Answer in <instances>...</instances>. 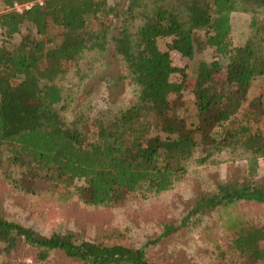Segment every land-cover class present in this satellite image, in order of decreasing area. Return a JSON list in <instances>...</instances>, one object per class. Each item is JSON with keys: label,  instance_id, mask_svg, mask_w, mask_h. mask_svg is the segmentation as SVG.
Returning a JSON list of instances; mask_svg holds the SVG:
<instances>
[{"label": "trees", "instance_id": "obj_1", "mask_svg": "<svg viewBox=\"0 0 264 264\" xmlns=\"http://www.w3.org/2000/svg\"><path fill=\"white\" fill-rule=\"evenodd\" d=\"M120 1L0 0L3 176L26 192L42 178L61 196L107 206L132 193L168 191L190 163L211 166L242 159V174L219 179L206 190L200 186L180 224L162 223L161 231L139 247L89 239L77 230L39 235L0 213V256L28 247L35 264H47L56 255L77 264H161L147 257L149 245L215 213L220 225L229 222L222 236H211L215 258L264 262V220L258 214H231L239 203H264V181L255 178L258 159L264 158V124L253 128L246 111L250 81L264 78V0H178V6L159 3L146 11L142 0ZM23 4L29 5L14 8ZM235 10L250 14L247 37L239 45L231 37ZM107 18L116 20L113 28L101 29ZM22 26L27 33L15 41ZM50 29L60 36L56 45ZM157 38H168L162 51ZM105 40L132 97L129 102L109 99L95 108L86 94L63 93L59 81L72 68L82 80V58L102 50ZM195 45L207 47L211 59L197 63L191 86L196 120L187 125L171 112L186 79L182 68L170 64L169 51L190 59ZM218 56L226 58L224 68ZM173 72L182 73L179 81L169 78ZM14 169H19L16 178Z\"/></svg>", "mask_w": 264, "mask_h": 264}, {"label": "rangeland", "instance_id": "obj_2", "mask_svg": "<svg viewBox=\"0 0 264 264\" xmlns=\"http://www.w3.org/2000/svg\"><path fill=\"white\" fill-rule=\"evenodd\" d=\"M177 1L142 0V7L143 11H146L159 3L168 7L178 6ZM120 3L122 4L123 0ZM121 4L118 8H121ZM249 18L250 14L247 11L231 12V37L234 45L242 44L246 39ZM114 21L116 20L112 19L110 22L109 18L105 19L101 29H112ZM49 32L53 45H56L60 36L52 29ZM26 33V28L22 26L15 36V41ZM167 41L168 38H157L155 40L157 49L164 50ZM210 59L209 49L198 45L194 46L190 59L180 56L175 51H169L170 64L182 68L186 79V85L174 101L171 112L181 116L187 125H193L196 120L191 86L197 63L200 60ZM218 59L224 68L226 58L218 56ZM79 65L84 69L85 76L82 80H77L73 68L70 69L59 81L63 93L72 91L75 96L86 94L85 100L94 103L95 108L104 107L106 100L109 99L125 102L131 100L129 86L125 79H121L122 67L118 57L113 54L110 42L105 40L102 50L93 49L87 52ZM181 74V72H173L169 78L179 81ZM247 94L246 111H248L249 124L256 128L264 124L263 76L257 75L250 81ZM169 98L175 99L174 94H169ZM74 101L76 102V99ZM244 163L242 159L220 160L211 166H197L190 163L186 172L168 191L150 196L132 193L120 202L107 206L86 205L76 195L61 196L48 180L42 178H37L31 191L26 192L8 182L0 171V213L6 218L32 228L39 235L47 236L52 231L59 230L73 232L77 230L89 239L139 247L161 231L162 223L179 225L181 215L190 201H193L200 186L206 190L211 183L219 179L227 181L239 177ZM18 171L19 169H14L12 172L15 178ZM255 178L257 181H264V158L258 159ZM74 183L80 185L82 181L75 179ZM231 214L234 218H249L258 214L264 220V203H239L231 208ZM224 223L229 224L228 221ZM225 224L220 225L217 215L212 213L198 226L188 224L186 227H179L167 237L160 239L158 243L149 245L146 248V255L161 264H242L243 259L236 256H227L223 261L215 258L211 236L214 235L216 238L222 236L226 230ZM34 254L33 249L24 247L8 257L0 256V260L10 259L13 264H35ZM47 264L77 263L65 261L56 255L50 258ZM254 264H264V262L256 261Z\"/></svg>", "mask_w": 264, "mask_h": 264}, {"label": "built area", "instance_id": "obj_3", "mask_svg": "<svg viewBox=\"0 0 264 264\" xmlns=\"http://www.w3.org/2000/svg\"><path fill=\"white\" fill-rule=\"evenodd\" d=\"M29 4H23V5H14V8H16L17 10H20L23 7H28Z\"/></svg>", "mask_w": 264, "mask_h": 264}]
</instances>
